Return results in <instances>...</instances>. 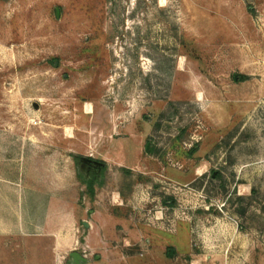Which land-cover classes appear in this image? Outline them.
Returning <instances> with one entry per match:
<instances>
[{
	"label": "rangeland",
	"instance_id": "rangeland-1",
	"mask_svg": "<svg viewBox=\"0 0 264 264\" xmlns=\"http://www.w3.org/2000/svg\"><path fill=\"white\" fill-rule=\"evenodd\" d=\"M72 252L264 264V0H0V264Z\"/></svg>",
	"mask_w": 264,
	"mask_h": 264
},
{
	"label": "flooded vegetation",
	"instance_id": "flooded-vegetation-1",
	"mask_svg": "<svg viewBox=\"0 0 264 264\" xmlns=\"http://www.w3.org/2000/svg\"><path fill=\"white\" fill-rule=\"evenodd\" d=\"M88 161V167L93 173L97 172L100 168L102 169L104 167V165L100 161H96L93 158H89Z\"/></svg>",
	"mask_w": 264,
	"mask_h": 264
},
{
	"label": "water",
	"instance_id": "water-1",
	"mask_svg": "<svg viewBox=\"0 0 264 264\" xmlns=\"http://www.w3.org/2000/svg\"><path fill=\"white\" fill-rule=\"evenodd\" d=\"M84 226L88 227L89 224L84 222ZM70 257L72 258L73 263L75 264H81V262H83L85 259L83 258V256H81L79 253L77 252H72L70 253Z\"/></svg>",
	"mask_w": 264,
	"mask_h": 264
},
{
	"label": "trees",
	"instance_id": "trees-1",
	"mask_svg": "<svg viewBox=\"0 0 264 264\" xmlns=\"http://www.w3.org/2000/svg\"><path fill=\"white\" fill-rule=\"evenodd\" d=\"M241 78H242V77H241ZM101 163H102V162H101ZM102 164L104 165V163H102ZM89 187H90V189H89V190H90V192H91V193H92V195H93V194H94V189H93L94 187H93V185H92V186L90 185Z\"/></svg>",
	"mask_w": 264,
	"mask_h": 264
}]
</instances>
